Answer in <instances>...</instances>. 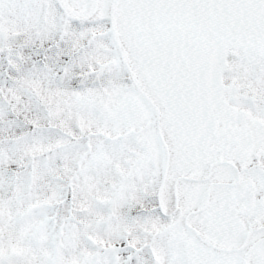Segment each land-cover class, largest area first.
Instances as JSON below:
<instances>
[{"label":"snow or ice","instance_id":"6c2138e0","mask_svg":"<svg viewBox=\"0 0 264 264\" xmlns=\"http://www.w3.org/2000/svg\"><path fill=\"white\" fill-rule=\"evenodd\" d=\"M0 264H264V0H0Z\"/></svg>","mask_w":264,"mask_h":264}]
</instances>
